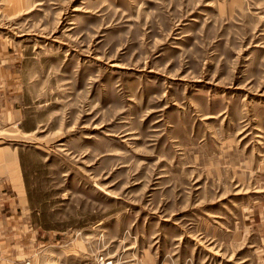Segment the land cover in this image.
I'll list each match as a JSON object with an SVG mask.
<instances>
[{"label": "rangeland", "instance_id": "rangeland-1", "mask_svg": "<svg viewBox=\"0 0 264 264\" xmlns=\"http://www.w3.org/2000/svg\"><path fill=\"white\" fill-rule=\"evenodd\" d=\"M0 38L13 264H264V0H0Z\"/></svg>", "mask_w": 264, "mask_h": 264}, {"label": "crops", "instance_id": "crops-1", "mask_svg": "<svg viewBox=\"0 0 264 264\" xmlns=\"http://www.w3.org/2000/svg\"><path fill=\"white\" fill-rule=\"evenodd\" d=\"M17 55L16 48L5 43L0 38V65H13ZM12 84L13 80L7 81L0 78V88L3 86L8 88V94L1 93L4 89H0V127L3 128L12 126L14 120L17 121V119L22 118L20 109H16L14 106L16 93L12 90ZM9 86H11V89H9ZM9 189L15 193V196L8 194ZM26 206V187L22 176L21 164L18 160V153L9 146H0V215L1 213H10L8 216L0 218V264L16 263L17 252L26 253L30 250L28 248L30 244L24 242L26 237L24 234L21 236L22 233L19 232L20 229L17 227L19 223L16 222V217L13 214L18 209L24 212ZM262 209L263 212L260 213V216L263 224L260 228H257V232L260 235V250L264 254V205ZM251 244L259 246V244L254 242ZM5 257L7 259H4Z\"/></svg>", "mask_w": 264, "mask_h": 264}, {"label": "built area", "instance_id": "built-area-1", "mask_svg": "<svg viewBox=\"0 0 264 264\" xmlns=\"http://www.w3.org/2000/svg\"><path fill=\"white\" fill-rule=\"evenodd\" d=\"M20 264H31V261L29 259H24ZM104 264H111V262H105Z\"/></svg>", "mask_w": 264, "mask_h": 264}]
</instances>
